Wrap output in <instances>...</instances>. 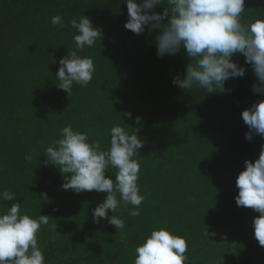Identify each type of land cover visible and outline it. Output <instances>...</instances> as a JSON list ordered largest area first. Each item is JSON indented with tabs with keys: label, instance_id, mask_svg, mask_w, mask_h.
<instances>
[{
	"label": "trees",
	"instance_id": "1",
	"mask_svg": "<svg viewBox=\"0 0 264 264\" xmlns=\"http://www.w3.org/2000/svg\"><path fill=\"white\" fill-rule=\"evenodd\" d=\"M245 7L250 23L264 0H246ZM56 15L64 26L51 24ZM81 15L101 29L102 39L77 53L94 60L93 80L67 94L56 87V73L59 60L76 50L78 33L68 22ZM126 21L123 0H0V192L17 197L0 199V214L19 201L21 214L50 216L37 234L46 264H134L136 247L159 228L186 238V264H264L253 229L259 213L235 201L244 162L258 159L264 145L255 133L252 141L245 138L241 117L264 99L251 91L250 66L235 54L246 75L226 81L224 92L180 89L172 80L183 78L190 63L183 50L159 58L157 33L137 36ZM68 125L99 140L102 150L117 125L130 133L137 128L145 141L136 157L144 196L139 215H128L132 205L108 212L125 221L123 231L107 219L93 222L92 210L106 193L65 191L63 174L43 163L45 149ZM116 172H106L114 183Z\"/></svg>",
	"mask_w": 264,
	"mask_h": 264
},
{
	"label": "clouds",
	"instance_id": "2",
	"mask_svg": "<svg viewBox=\"0 0 264 264\" xmlns=\"http://www.w3.org/2000/svg\"><path fill=\"white\" fill-rule=\"evenodd\" d=\"M123 3L127 5L124 28L137 36L146 30L156 32L154 42L159 58L183 50L189 59L183 78L175 76L173 85L183 90L202 88L207 94L224 92L226 81L246 75L247 68L233 59L235 54H242L256 77L251 91L264 96V11L256 13L249 23L244 19L246 0H123ZM158 7L163 11H155ZM68 23L78 33L73 36L76 50L59 60L56 73L59 81L56 87L67 94L74 84L87 87L93 80L94 60L77 53L102 39L101 29L84 15ZM51 24L64 26L63 17H51ZM123 115L132 119L131 112ZM241 117L249 129L245 133L248 141L253 140V133L264 138V99L243 110ZM135 121L140 124L141 117L136 116ZM135 129L130 133L122 126H113L110 145L102 150L99 140L90 141L87 132L68 125L60 130L61 138L48 146L44 154L43 163L57 167L63 174V190L77 194L93 190L106 193L105 200L92 210L93 222L99 224L101 219H107L118 231L124 230L125 221L109 216V210L115 213L121 206L132 205L134 208L128 215L136 217L144 200L138 186L141 164L136 157L145 141ZM25 159L31 162L32 157ZM244 163L245 169L236 179L239 193L235 201L238 207L259 213L253 220L254 237L264 246V145L258 159ZM109 168L117 169L115 183L106 176ZM41 196L47 199V193ZM16 198L15 192H0L4 201ZM49 217L21 214L19 201L0 214V264H46L37 234L42 225L48 224ZM187 250L185 237L166 228L155 229L136 247L134 264H186Z\"/></svg>",
	"mask_w": 264,
	"mask_h": 264
}]
</instances>
